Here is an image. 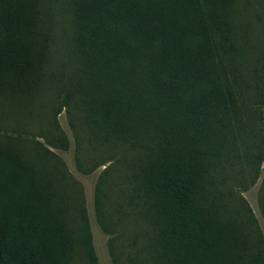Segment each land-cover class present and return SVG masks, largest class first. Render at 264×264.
I'll return each instance as SVG.
<instances>
[{"label":"trees","instance_id":"trees-1","mask_svg":"<svg viewBox=\"0 0 264 264\" xmlns=\"http://www.w3.org/2000/svg\"><path fill=\"white\" fill-rule=\"evenodd\" d=\"M241 1L0 0V94L19 98L50 77L59 27L75 71L57 114L77 94L96 129L143 149L133 176L153 264H264L251 208L254 230L220 184L226 166L253 167L254 182L264 162V78L250 85L245 72ZM44 156L0 136V264H77L80 242L99 264L86 212L80 238Z\"/></svg>","mask_w":264,"mask_h":264},{"label":"rangeland","instance_id":"rangeland-1","mask_svg":"<svg viewBox=\"0 0 264 264\" xmlns=\"http://www.w3.org/2000/svg\"><path fill=\"white\" fill-rule=\"evenodd\" d=\"M240 6L236 22L240 33L246 30L245 72L250 85H254L264 78V0H242ZM60 14L54 22L59 23L64 15ZM54 29L59 34L48 41L56 48L48 64L50 77L19 98L0 94V136H14L22 147L34 152L38 149L45 155L43 161L60 176L72 203L73 227L80 238L85 233L81 215L83 211L87 214L99 264H153L147 248L152 225L143 213V200L137 195L133 176L144 151L139 145L106 137L96 129L77 94L57 114L58 107L67 101L66 88L75 67L65 59L67 52L57 50L58 42L66 37H61L59 27ZM58 59L63 62L60 67ZM62 134L67 148L60 140ZM254 173L253 167L235 163L224 168L220 184L227 200L231 193L230 204L238 220L254 230L255 224L242 208L248 205L264 235V162L252 182ZM243 175L246 179H242ZM79 249L82 254L77 264H92L82 242ZM132 257H137L136 262Z\"/></svg>","mask_w":264,"mask_h":264}]
</instances>
